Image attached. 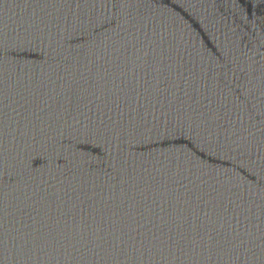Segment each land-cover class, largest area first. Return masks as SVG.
<instances>
[{
    "label": "water",
    "instance_id": "water-1",
    "mask_svg": "<svg viewBox=\"0 0 264 264\" xmlns=\"http://www.w3.org/2000/svg\"><path fill=\"white\" fill-rule=\"evenodd\" d=\"M0 264H264V0H0Z\"/></svg>",
    "mask_w": 264,
    "mask_h": 264
}]
</instances>
